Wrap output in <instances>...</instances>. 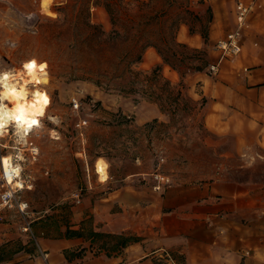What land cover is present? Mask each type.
<instances>
[{
	"label": "rangeland",
	"instance_id": "obj_1",
	"mask_svg": "<svg viewBox=\"0 0 264 264\" xmlns=\"http://www.w3.org/2000/svg\"><path fill=\"white\" fill-rule=\"evenodd\" d=\"M51 1V9L44 11L42 0H0L3 67L21 71L31 59L48 65L49 84L39 90L47 93L50 104L37 118L40 128L28 137L39 146L37 160L26 149L9 148V138L3 139L7 148L1 150L3 158L19 157L23 190L17 195L29 204L34 235L33 221L39 217L68 223L83 200L93 202L123 184L119 181L134 177L139 179L136 186L152 181L161 157L162 172L179 181L225 178L264 190V117L248 115L256 108L235 98L243 95L235 79L244 78L233 73L234 60L220 62L217 42H209L213 14L207 0ZM159 50L175 65L178 82L169 79ZM175 50L180 62L172 57ZM151 53L161 63L150 68L146 60ZM212 65H219L214 75L209 73ZM136 72L140 75L134 76ZM74 99L82 103L78 112L72 109ZM143 101L162 106L168 121L142 125L132 104ZM175 103L179 109L173 112ZM122 107H129L128 116ZM216 109L228 112L229 121L217 134L209 122ZM79 120L88 122L81 132L75 127ZM246 142L254 147L243 154L237 146ZM98 159L114 178L108 185L95 173ZM76 192H81L80 204L72 198ZM23 224L14 210L1 211L0 227L15 232ZM15 247L16 242L1 246L0 253L6 257Z\"/></svg>",
	"mask_w": 264,
	"mask_h": 264
},
{
	"label": "crops",
	"instance_id": "obj_2",
	"mask_svg": "<svg viewBox=\"0 0 264 264\" xmlns=\"http://www.w3.org/2000/svg\"><path fill=\"white\" fill-rule=\"evenodd\" d=\"M237 1L254 3V11L243 33L242 52L231 65L233 73L244 78L235 79L243 94L235 98L256 108L248 115L259 119L264 117V0H207L213 14L209 42L215 44L234 28ZM147 59L150 68L161 63L157 54ZM164 67L172 83L178 82L176 72ZM132 105L142 125L168 121L155 104ZM128 108L122 107V113H129ZM225 113L211 111V132L228 127ZM253 147L246 142L237 149L244 154ZM133 178L119 181L123 184L93 202L83 200L68 223L44 216L35 219L33 243L19 229L0 227V247L16 242L0 264H45L40 250L47 253L48 264H166L167 256L176 264H264V190L225 178L189 184L172 175L170 187L155 191L153 181L136 186L139 179ZM67 229L82 236H68ZM121 237L130 239L124 249Z\"/></svg>",
	"mask_w": 264,
	"mask_h": 264
},
{
	"label": "built area",
	"instance_id": "obj_3",
	"mask_svg": "<svg viewBox=\"0 0 264 264\" xmlns=\"http://www.w3.org/2000/svg\"><path fill=\"white\" fill-rule=\"evenodd\" d=\"M254 11V3L247 4L243 1H237L235 5V28L233 31L228 33L226 37L219 40L215 48L220 52V62L225 60H234L241 52H242V41H243V33L244 30L248 27V21L249 18ZM4 58L0 56V73L3 72H12L13 75L16 74V72L7 70L3 67ZM23 66V65H22ZM21 71H25L22 70ZM219 71V65H212L209 68V73L211 75L216 74ZM26 78V77H24ZM17 80L19 83H22L23 80H21L19 77H17ZM9 83H17L16 81L10 80ZM30 91L36 89L34 85L32 87H29ZM0 92H3V86L0 84ZM3 104L7 105L9 109L12 108L11 102L8 100H3ZM82 107V103L78 100L72 101V109L74 112L80 111ZM86 120H79L75 127L80 132L86 128L87 126ZM42 124V120L39 121V126L33 127L30 129L27 133V135H23L22 132H20V135L15 134L16 133V124L14 122H10V124L7 126V128L3 131L2 134H0V213L2 210H14L17 215H19L23 221L24 224L21 227V233L24 234H30L31 238L35 241V236L32 232L31 224L32 222L29 221L30 218V212H29V204L26 201H23L18 197V192H20L18 189H14L12 185H10L6 173L4 171V168L2 166V152L1 150H5L7 148V144L3 143V139L9 138L10 141H12V145L9 147L14 150H20V149H26L29 152V157L32 161H36L39 156V146L35 144L33 141L28 140V137L35 133ZM22 137V138H21ZM22 140V141H20ZM19 141V143H17ZM35 150V151H34ZM10 161L14 166H19L17 163H19V159H12L10 157ZM165 159L163 157L158 158L157 164L155 166V171L152 173V181L154 183L153 189L155 191H162L163 189L170 187L172 185V178L169 175H166L162 172V166L164 164ZM20 167V166H19ZM21 167H20V176H21ZM72 198L74 199L76 204H80L82 202L81 200V192H76ZM40 256L43 259L45 264H48V255L45 251L40 250ZM166 262L170 264H176L175 261L171 256H167Z\"/></svg>",
	"mask_w": 264,
	"mask_h": 264
},
{
	"label": "clouds",
	"instance_id": "obj_4",
	"mask_svg": "<svg viewBox=\"0 0 264 264\" xmlns=\"http://www.w3.org/2000/svg\"><path fill=\"white\" fill-rule=\"evenodd\" d=\"M50 3L51 0H42V7L46 9L47 5ZM49 15L55 16L53 13H49ZM22 67L25 71H16L15 75H13L12 72L0 73V84L3 86V92H0V134L3 133L10 122H15V134L18 135L22 129L24 135H27L28 131L32 129L33 126L39 125L37 117L43 116L45 108L50 104V98L48 97L47 93L45 91H40L39 89L32 93L33 99L31 101L26 99L28 95V92L26 91V85L28 83L34 82L37 85L41 83H48V73L46 72L48 67L47 62L37 64L35 59H31L23 63ZM38 73L42 74V78H38ZM25 75L30 77V79L24 80V83L20 85L19 90H17L16 84L9 83L10 80L19 83L17 77L23 80ZM5 99L9 102L15 101V104L11 109L2 103V101ZM21 101H23V103ZM53 135H55V133H53ZM17 143H19V141H17ZM2 159L7 171L10 157H4ZM97 170L101 173L99 176L100 181H105L107 176L103 174V170L99 167ZM12 171L18 175L20 171L19 166H17ZM10 178L11 177H9V179Z\"/></svg>",
	"mask_w": 264,
	"mask_h": 264
},
{
	"label": "bare ground",
	"instance_id": "obj_5",
	"mask_svg": "<svg viewBox=\"0 0 264 264\" xmlns=\"http://www.w3.org/2000/svg\"><path fill=\"white\" fill-rule=\"evenodd\" d=\"M51 7H52V1H51L50 4L47 5V8H46V9L43 7V10H44V11H49V10L51 9ZM41 63H43V62H41ZM37 64H39V63H37ZM21 69H22V68H21ZM47 70H48V69H47ZM18 71H20V70H18ZM46 72H47V71H46ZM37 75H38V78H42V74L38 73ZM29 79H30V77H28V76L26 75V78H23V82H22V83H10V84H16L17 90H19L20 85L24 83V80H29ZM47 79H48V78H47ZM48 84H49V79H48V83H47V84H43V83H41V84L37 85V84H35L34 82H32V83H28V84L26 85V91L28 92V95H27L26 99H27L28 101H31V100L33 99V97H32V93H33L35 90L39 89L41 85H48ZM32 85H34V86L36 87V89L32 90L33 92H31L30 89H29V87H32ZM42 87H43V86H42ZM40 91H42V90H40ZM21 102L23 103V101H21ZM11 104H12V107H13V105L15 104V101H12ZM46 112H47V108H45L44 113H46ZM39 117H42V116H39ZM39 117H37V118H39ZM14 123H15V122H14ZM33 127H35V126H33ZM33 127H32V128H33ZM20 132H22V134L24 135L22 129L20 130ZM12 159H13V158H12ZM2 166H3V168H4V171H5V173H6V176H7L8 181L11 182L10 185H12L13 187H15V188L18 189L19 191H22L23 189L20 188V186H21V182H20V181L22 180V178H21V176H20V171H19V174H18V175H16V174L12 171V170L15 169L17 166H14V165L12 164V162L10 161V159H9V161H8V168H7V171H6V168H5V164H4L3 159H2ZM98 167H99L100 169H102V170H103V174H105V175L107 176V179H106L105 181H103V182H107L108 179H109V177H108V171H109V170H108V165H107L105 162H103L101 159H98V160L96 161V163H95V173H96V175H98V178H99V176H100L101 173L98 172V170H97ZM19 168H20V167H19ZM9 177H11V178L9 179ZM99 181H100V179H99ZM100 182H101V181H100Z\"/></svg>",
	"mask_w": 264,
	"mask_h": 264
},
{
	"label": "trees",
	"instance_id": "obj_6",
	"mask_svg": "<svg viewBox=\"0 0 264 264\" xmlns=\"http://www.w3.org/2000/svg\"><path fill=\"white\" fill-rule=\"evenodd\" d=\"M205 41H206V39H205ZM177 46L178 47H183V45H180V44H177ZM195 53L196 54H200L201 52L200 51H195ZM158 54L160 55V57L162 58V61H163V63L165 64V65H168V66H170L172 69H175L176 67H175V65L166 57V55L162 52V51H158ZM180 55V53L177 51V50H175L173 53H172V57L176 60V61H178V62H180V60H178L177 59V56H179ZM140 60H141V55L139 54L138 56H137V62H140ZM159 70V67H156V69H154L153 70V77H155L156 78V72ZM195 70L197 71V72H200L201 71V69L200 68H195ZM134 74V76H138V75H140V73L139 72H136V73H133ZM178 95H179V93H178ZM138 105V104H137ZM179 109V106L177 105V103H175L174 105H172V107H171V111L173 110V112H176L177 110ZM160 111L162 112V113H164L163 111H164V108L161 106V108H160ZM128 118V117H127ZM66 233H67V235L68 236H73V235H77L78 237H81L82 236V234L80 233V232H78V231H70L69 229H67V231H66ZM97 235V234H96ZM98 236V235H97ZM129 242H130V239L129 238H124V237H121L120 238V245H121V248H126L127 247V245L129 244ZM78 258H81V254H79V256H78ZM67 260L70 262V258L68 257V254H67ZM3 261V255H2V253L0 254V262H2Z\"/></svg>",
	"mask_w": 264,
	"mask_h": 264
}]
</instances>
